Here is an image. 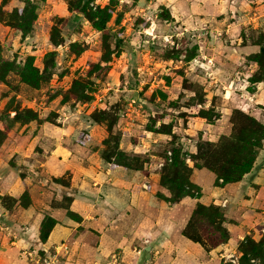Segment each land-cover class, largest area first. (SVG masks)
Segmentation results:
<instances>
[{"label":"rangeland","instance_id":"rangeland-1","mask_svg":"<svg viewBox=\"0 0 264 264\" xmlns=\"http://www.w3.org/2000/svg\"><path fill=\"white\" fill-rule=\"evenodd\" d=\"M233 1L0 0V169L11 170L0 187L16 173H30L27 182L47 187L52 207H66L69 199L55 200L56 191L49 187L68 186L73 174L45 171L35 159L52 140V146L82 147L77 166L92 164L96 171L116 167L111 163L118 158L113 155L107 162L103 154L117 145L119 160L130 168L119 166L142 178L139 186L166 205L175 204L166 200L174 194L160 183V174L173 149L181 150L192 169L189 180L200 193L198 170L215 184V173L194 167L192 156L200 145L214 142L235 153L247 121L243 116L235 120L236 110L264 126V100L260 116L235 106V78L252 83L249 78L261 73L247 56L259 50L257 45L248 48L254 40L264 44V31L247 22L244 10L235 16ZM102 17L105 27L99 29L95 22ZM26 65L38 71L33 83ZM77 83H86L85 90ZM15 110L37 117L16 121ZM254 135L251 142L260 141L263 148L264 129ZM86 176L82 172L79 177ZM3 195L9 194L0 189V206L14 210L17 205L4 203ZM6 229L0 222V230ZM29 252L24 254L34 264Z\"/></svg>","mask_w":264,"mask_h":264},{"label":"crops","instance_id":"crops-1","mask_svg":"<svg viewBox=\"0 0 264 264\" xmlns=\"http://www.w3.org/2000/svg\"><path fill=\"white\" fill-rule=\"evenodd\" d=\"M233 2L235 16L239 18L244 11L247 12L244 14L249 17L247 22L251 26L253 24V28L264 31V0ZM238 25L245 28L241 23ZM251 46L248 48L255 47ZM209 56L214 57L213 54ZM240 79L242 81L235 78V106H245L252 114L260 116L258 106L264 100V81L250 83L243 77ZM248 86L253 91H249ZM252 96L253 101L250 100ZM53 142L43 150V154H36L35 159L39 167H46L45 171L57 172V175L71 171L74 180L68 186L49 188L56 191L55 200L60 201L64 196L70 199L68 207L75 218L67 214L66 207H52L46 199L47 187L43 188L40 182L35 185L27 182L31 178L30 173L20 176L12 169L15 176L6 185L2 184L0 189L16 198L26 191L30 202L12 211L0 206V222L8 229L0 230V264H31L24 254L25 250L37 249L42 254L41 250H52L60 243L68 246L69 251L63 259L71 264H222L228 261L225 259L228 253L239 256L238 244L246 235L255 240L262 235L264 147L259 151L251 171L241 180L217 185L211 175L198 170L196 179L200 180L202 187L200 197L187 196L179 203L166 205L144 191L139 186L142 178L137 180V175L126 168L116 166L96 171L92 164L79 167L77 152H82V147L73 149L69 145L65 148L60 142L52 146ZM259 163L263 166H258ZM10 171L5 167L0 169V180ZM82 172L87 176L81 179ZM197 201L223 208L224 226L230 235L227 242L207 249L182 234ZM45 215L55 219L56 223L47 239L42 241L40 224Z\"/></svg>","mask_w":264,"mask_h":264},{"label":"trees","instance_id":"trees-1","mask_svg":"<svg viewBox=\"0 0 264 264\" xmlns=\"http://www.w3.org/2000/svg\"><path fill=\"white\" fill-rule=\"evenodd\" d=\"M84 12V11H83ZM106 23V18H99L95 22L97 28H104ZM58 44L56 41H53ZM254 46H259V50L255 51L247 56L248 60L256 62L259 66L260 74H253L249 80L251 82H258L264 80V44L254 40ZM79 52V51H77ZM53 55V54H52ZM27 69L33 72L29 83H33L36 79L33 75L38 74L37 69L32 68L31 65H26ZM78 86L82 88V91L86 88L85 85L77 83ZM25 111L22 115L19 114L17 110L14 112V117L16 121L29 122L36 119V115L32 114V111H28L31 116L25 115ZM243 116L246 123L241 125L242 134L244 136L237 137L235 142V153H227V148L221 147L218 143L205 142L200 145L199 152L192 156L194 162V167L197 168H207L216 175L215 184L221 185L226 183L237 182L243 178V176L250 172L255 160L258 155V150L262 147V142L252 143L251 139L254 134L264 129V126L256 121L253 117H250L243 112L235 111V120ZM23 118V119H22ZM95 121H99V118L94 116ZM111 125H109L110 128ZM256 136V135H254ZM2 139V137H1ZM0 139V142H1ZM260 143V144H259ZM233 146V142H230ZM254 148V150H253ZM120 151L116 145L114 149H110L108 152L103 154V158L110 162L112 156L120 159ZM112 161L113 166H125L130 168V165L124 161ZM192 169L186 164L180 149H173L171 162L163 168L160 174V183L162 185H167L174 194L171 200L166 199L169 202L177 203L183 197H200L201 193L197 186H195L191 181L190 173ZM222 179V183H218V179ZM26 198L27 202L24 205L19 203V199L22 197H13L11 195H3L2 200L5 199L4 203L13 202L14 205L26 206L30 200L29 195L25 191L21 195ZM66 197V196H64ZM63 197V198H64ZM68 198V197H66ZM69 199V198H68ZM70 200V199H69ZM7 201V202H6ZM69 204V202H68ZM15 206V207H17ZM67 214L69 216H75V214L69 210L68 205L66 206ZM225 215L223 208L220 205L208 204L205 205L201 202H197L195 208L192 212L191 219L183 228L182 234L194 242L200 243L205 248H214L222 243L227 242L229 239V231L224 226ZM56 221L49 215H45L40 224V239L45 241L55 225ZM201 230V231H200ZM264 236V235H263ZM258 240H254L250 235H246L243 240L238 244V251L240 256L235 264H253L251 259L259 260L264 264V237ZM222 264H231L223 262Z\"/></svg>","mask_w":264,"mask_h":264},{"label":"built area","instance_id":"built-area-1","mask_svg":"<svg viewBox=\"0 0 264 264\" xmlns=\"http://www.w3.org/2000/svg\"><path fill=\"white\" fill-rule=\"evenodd\" d=\"M222 204H224V202ZM260 230L264 233V227ZM29 251L30 252L28 254L34 257L31 258V261H33L34 264H71L63 259L65 254L69 251L68 246L64 243L54 246L53 249L49 251L41 250L43 252L42 254H40V250L37 249H30ZM62 252L63 254H61ZM225 259L232 263H237L238 256L234 253H228L225 256ZM251 261H254V259H251Z\"/></svg>","mask_w":264,"mask_h":264}]
</instances>
